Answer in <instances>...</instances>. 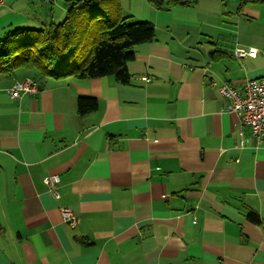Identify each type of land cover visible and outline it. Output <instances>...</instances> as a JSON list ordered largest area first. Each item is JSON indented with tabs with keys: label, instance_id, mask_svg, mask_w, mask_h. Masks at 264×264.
<instances>
[{
	"label": "crops",
	"instance_id": "obj_1",
	"mask_svg": "<svg viewBox=\"0 0 264 264\" xmlns=\"http://www.w3.org/2000/svg\"><path fill=\"white\" fill-rule=\"evenodd\" d=\"M126 1L131 21L156 28L135 47L128 84L49 78L13 98L8 89L30 76L0 79V264H264V140L215 85L263 77L264 46L216 39L222 0L168 10ZM243 14L264 22V5ZM81 96L98 108L80 115ZM48 175L60 177L59 198Z\"/></svg>",
	"mask_w": 264,
	"mask_h": 264
},
{
	"label": "trees",
	"instance_id": "obj_2",
	"mask_svg": "<svg viewBox=\"0 0 264 264\" xmlns=\"http://www.w3.org/2000/svg\"><path fill=\"white\" fill-rule=\"evenodd\" d=\"M63 1L67 11L61 21L45 22L40 29L17 28L0 38V79L16 77L19 71L36 80L40 89L42 81L49 78L111 75L128 84V63L135 59V47L155 40V26L145 20L131 21L123 12L122 0ZM199 1L149 0L155 7L167 10L193 6ZM227 1L222 0L224 4ZM250 5H264V0H238L236 13L242 14ZM97 108L96 97L81 96L78 100L80 115ZM247 217L256 224L263 223L253 210Z\"/></svg>",
	"mask_w": 264,
	"mask_h": 264
},
{
	"label": "rangeland",
	"instance_id": "obj_3",
	"mask_svg": "<svg viewBox=\"0 0 264 264\" xmlns=\"http://www.w3.org/2000/svg\"><path fill=\"white\" fill-rule=\"evenodd\" d=\"M129 2L131 0H127L126 4ZM226 4L224 7L219 0V4L209 5L213 8L224 7L222 10L225 14H222L221 18L220 14L215 15L214 23L212 22L215 25L210 26L209 29L214 32L216 39L221 38L224 40L223 42H225L228 49L237 41L240 42L242 47H244V43H252L256 47L263 48L264 22L252 19L243 13L240 16L236 15L238 0H228ZM65 6L63 0H7L0 7V38L5 37L17 28L40 29L45 22L49 23L51 20L61 21L66 15ZM227 11L234 12V14H229ZM128 12V10L124 11L125 15ZM219 19L224 20V31H220L221 28L217 27L219 26ZM220 33L223 36H219ZM245 46L247 47L245 49L249 48V45ZM18 73L20 72L18 71Z\"/></svg>",
	"mask_w": 264,
	"mask_h": 264
},
{
	"label": "built area",
	"instance_id": "obj_4",
	"mask_svg": "<svg viewBox=\"0 0 264 264\" xmlns=\"http://www.w3.org/2000/svg\"><path fill=\"white\" fill-rule=\"evenodd\" d=\"M7 0H0V7ZM237 55L241 56H256L255 51L238 50ZM143 79L149 81L150 78L145 76ZM220 96L227 101L226 110L237 113L244 126H246L258 143L264 140V76L254 79H248L243 85L236 86L234 84L224 82L215 83ZM40 90L39 84L32 78H21L14 82L8 89L11 97L18 98L23 93H37ZM243 135V131L240 132ZM242 140L241 144L244 145ZM46 184L52 189L54 195L59 198L58 183L60 182L59 175H48L45 177ZM63 218L66 223L72 227L80 224L81 217L74 212L70 207L64 206L61 208Z\"/></svg>",
	"mask_w": 264,
	"mask_h": 264
}]
</instances>
